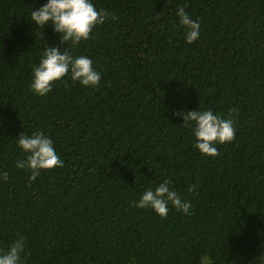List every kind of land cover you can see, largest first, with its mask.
I'll return each instance as SVG.
<instances>
[{
    "label": "trees",
    "instance_id": "16d2710c",
    "mask_svg": "<svg viewBox=\"0 0 264 264\" xmlns=\"http://www.w3.org/2000/svg\"><path fill=\"white\" fill-rule=\"evenodd\" d=\"M45 2L0 0V250L22 235V264H264V0H93L115 18L70 50L99 84L39 96L38 53L68 48L29 21ZM177 6L200 23L191 44ZM199 107L234 121L216 156L184 124ZM34 131L64 164L29 180L15 138ZM165 178L191 215L134 205Z\"/></svg>",
    "mask_w": 264,
    "mask_h": 264
},
{
    "label": "clouds",
    "instance_id": "9594fccd",
    "mask_svg": "<svg viewBox=\"0 0 264 264\" xmlns=\"http://www.w3.org/2000/svg\"><path fill=\"white\" fill-rule=\"evenodd\" d=\"M176 16L184 27L185 42L191 44L200 36V23L187 13L185 7L177 6ZM111 13L97 9L93 0H46L39 8L32 10L29 21L44 29L51 26L59 34L60 43L68 48L61 51L56 45L42 47L38 53L39 62L32 68L29 88L39 96L52 91L53 84L65 77L82 86L95 87L101 80V73L94 67L93 60L86 55H74L71 47L87 40L93 29L102 25ZM115 18V17H111ZM41 36V42H42ZM70 42V43H69ZM184 124L191 129L193 146L205 156L218 155L217 145L231 142L235 137L234 121L224 118L212 109L183 111ZM17 147L24 158L14 161V167L30 173L29 180H35L41 170L63 167L64 161L56 152L54 141L43 131L31 134L20 132L15 138ZM8 172H0L4 181ZM195 185L189 186L191 192ZM138 208L151 209L165 218L171 205L177 212L191 215V202L176 191L173 182L165 178L154 186L144 189L138 200L133 202ZM25 238L18 236L6 250H0V264H22L25 252Z\"/></svg>",
    "mask_w": 264,
    "mask_h": 264
}]
</instances>
